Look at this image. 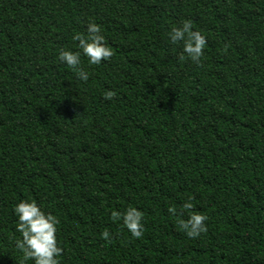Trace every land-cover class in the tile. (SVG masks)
I'll use <instances>...</instances> for the list:
<instances>
[{
  "label": "trees",
  "instance_id": "16d2710c",
  "mask_svg": "<svg viewBox=\"0 0 264 264\" xmlns=\"http://www.w3.org/2000/svg\"><path fill=\"white\" fill-rule=\"evenodd\" d=\"M187 20L199 64L168 39ZM89 22L113 55L83 82L57 57ZM21 200L58 219L59 264H264V0H0V264H33Z\"/></svg>",
  "mask_w": 264,
  "mask_h": 264
},
{
  "label": "clouds",
  "instance_id": "9594fccd",
  "mask_svg": "<svg viewBox=\"0 0 264 264\" xmlns=\"http://www.w3.org/2000/svg\"><path fill=\"white\" fill-rule=\"evenodd\" d=\"M168 39L172 45H182L180 59L185 58L199 64L206 46V38L193 30L190 20L183 21L179 26H174L168 32ZM77 42L78 50L62 49L58 53V60L73 69L78 79L87 82L88 73L81 67V57L87 58L91 65H99L108 61L113 52L105 43L98 24L89 22L84 33L73 36ZM112 92L106 93V98L111 99ZM185 211L193 207L189 197L182 205ZM170 213L175 215L176 209L170 208ZM16 217L15 231L20 237L15 241L16 248L22 253L24 260H31L33 264H59L58 257L63 249L57 241V225L59 221L50 213H45L41 206L34 201L21 200L13 207ZM114 222L119 221L132 238H141L144 232V214L136 207H128L123 213H112ZM207 217L203 214L191 213L187 219L180 220L179 228L190 239H196L207 231ZM101 238L110 241L108 231L101 233Z\"/></svg>",
  "mask_w": 264,
  "mask_h": 264
}]
</instances>
